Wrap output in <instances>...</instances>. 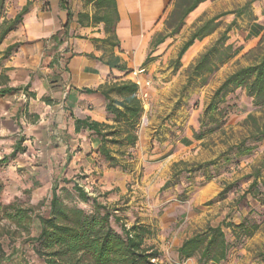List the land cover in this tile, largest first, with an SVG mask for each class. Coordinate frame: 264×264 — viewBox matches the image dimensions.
Segmentation results:
<instances>
[{
    "label": "rangeland",
    "instance_id": "374dc122",
    "mask_svg": "<svg viewBox=\"0 0 264 264\" xmlns=\"http://www.w3.org/2000/svg\"><path fill=\"white\" fill-rule=\"evenodd\" d=\"M220 12L223 11L215 12L211 7L199 19L187 23L184 32L175 41H181L187 32L190 33L189 38L196 26ZM233 18L232 15L224 17L221 27L204 39L208 43L206 49ZM248 20V15L237 20V25L229 33V42L239 46L247 37ZM251 49L242 45L230 61L209 76L205 85H191L187 89L183 87L192 63L176 73L169 70L174 67L176 58L167 61L169 67L166 70L150 77L152 84L147 89L148 98L143 102L144 114L138 134L148 125L144 115L145 110L152 106L151 98L158 100L152 114L157 122L156 131L142 144L138 135L137 144L125 148V156L117 155L122 164L117 167L110 166L97 153L95 158L99 169L93 171V161H88L91 168L85 166V162V165H80V157L77 158L76 154L79 150H74L73 146L67 153L59 149L57 142L52 141L57 137L59 123H53L48 119L49 114L44 112L42 115L40 107L31 105V96L18 93L0 99V158L9 157L8 163L0 170L1 204L14 203L27 210L31 216L30 234L36 235V215L47 212L55 183L60 181V186H64L62 179L78 182L90 196L117 213L128 226L136 221L150 225L153 234L146 242L162 252L161 264H199L196 258L179 260L177 248L185 238L208 225L223 222L238 224L247 218L263 222L264 227V204L247 193L255 170L264 160V141L249 156L240 157L237 161L233 159L229 163L219 160L217 165L198 170L207 162L219 159L229 147L248 135L251 122H246V118L249 114L257 117L262 114L261 109L253 106L245 91L238 90L229 97L233 108L220 127L208 132L214 125L200 124L203 112L221 82L237 68L251 63V57L246 55ZM179 51L180 48L176 50V56ZM5 59V56H0V67H3ZM147 116L150 118L149 114ZM199 132L206 133L198 139L195 135ZM19 140L24 150L18 151L14 158L10 157ZM111 148L116 151L120 147L113 145ZM167 182L170 185L164 187ZM226 187L231 188L224 198H220L219 194ZM66 196L70 205L76 203L92 211L90 204ZM225 231L230 238L232 230L226 228ZM27 238L28 232L23 227L4 216L0 221V241L6 257L1 264H20L24 262L23 258L35 260ZM14 245L23 251L10 260L8 256ZM263 248L264 233L260 230L231 249L229 258L221 264H261Z\"/></svg>",
    "mask_w": 264,
    "mask_h": 264
},
{
    "label": "trees",
    "instance_id": "16d2710c",
    "mask_svg": "<svg viewBox=\"0 0 264 264\" xmlns=\"http://www.w3.org/2000/svg\"><path fill=\"white\" fill-rule=\"evenodd\" d=\"M95 2L97 12L94 15L96 22L105 23V31L109 37L104 41L116 38V26L119 15L116 0H90ZM208 0H174L173 9L165 21V32L155 36L151 44L145 64L153 60L152 53L166 39L176 36L184 27L186 19L201 3ZM257 0H247L242 6L220 12L196 26L187 41L184 42L177 58L174 60V70L181 67V59L186 51L196 42L202 41L212 35L223 24L222 19L232 15L233 20L226 24L217 40L209 46L198 59L192 63L187 71V82L183 89L191 85H205L209 76L216 72L220 66L230 60L240 51V47L229 42V33L237 25L240 17L248 15L249 24L255 17L252 12V4ZM6 0H0V44L4 38L13 30L17 29L29 11L25 6L14 18L5 16ZM22 43H15L5 49L4 55L9 56L15 52ZM252 61L246 66L237 68L229 74L214 91L210 102L207 104L202 118L201 126L214 125L207 131L212 132L220 127L224 118L233 108L229 97L238 90H244L247 97L252 101L254 107L261 109V116L249 114L246 122H251V128L246 137L239 143L232 145L219 159L207 162L198 170L214 166L223 160L229 163L243 156H249L256 150L258 144L264 141V33L255 48L247 54ZM109 61L112 67L125 69L118 64ZM131 72L128 70L127 73ZM8 77L0 74V99L23 93L25 96H35L28 92V86L12 87L8 85ZM88 93H100L106 101V110L112 123H102L90 118L75 120V131H88L100 140L96 150L110 166H122L118 156H125V148L134 147L138 142V128L144 114V105L138 95V85L132 80L117 81L101 85L96 90L86 89ZM206 132L195 135L200 139ZM120 148L114 151L111 146ZM21 147V140L15 146L10 157H15ZM9 161L8 156L0 158V170ZM264 160L253 174L254 180L249 186L247 193L253 195L264 204V178L262 170ZM210 180V178H209ZM64 186L57 181L52 188L51 199L48 210L44 214H37L38 232L31 235L29 224L31 216L27 210L17 207L14 203L3 206L0 202V221L7 217L12 223L23 227L28 232V242L35 260L23 258L20 264H161L162 252L153 244H147V238L153 234L150 225L140 221L128 226L123 219L106 205L100 203L96 197H92L78 182L62 179ZM178 183V182H177ZM71 185V186H66ZM167 182L164 187H168ZM231 187H226L219 194L224 198ZM2 183L0 180V193ZM64 195L77 198L79 201L92 206V211L79 207L74 203L70 205ZM13 210V211H9ZM263 222L243 219L238 224L223 222L218 225H208L204 230L194 233L185 238L177 248L179 260L196 258L199 264H221L229 258L230 251L242 244L245 239L252 237L256 232L262 230ZM226 228H230L229 238ZM23 251V249H21ZM20 247L13 246L12 253L8 256L10 260L14 255L20 254ZM3 243L0 241V264L5 260L6 253L3 252ZM261 264H264V248L260 254Z\"/></svg>",
    "mask_w": 264,
    "mask_h": 264
},
{
    "label": "crops",
    "instance_id": "0c3cea01",
    "mask_svg": "<svg viewBox=\"0 0 264 264\" xmlns=\"http://www.w3.org/2000/svg\"><path fill=\"white\" fill-rule=\"evenodd\" d=\"M246 1L208 0L201 3L190 13L183 29L160 44L152 53L153 60L145 64L153 39L165 32V21L173 9L174 0H116L119 19L116 38L110 41H104L109 37L105 23L94 20L97 12L94 1L6 0V18H14L25 6L29 11L21 25L0 44V56H5L8 46L22 43L15 52L5 56L0 74L8 77L9 86H28V92L35 93L34 97L31 96V105H37L42 109V115L49 114L48 119L59 123L57 137L52 138L59 149L67 153L73 146L74 150H79L76 154L77 158L80 157V165H85V162V166L91 168L88 161H93V171L98 170L95 157L100 140L88 131L76 132L75 120L112 121L109 120L105 98L100 93L85 90H96L101 85L117 81L138 79L144 82L150 79L153 74L157 75L169 67L167 61L177 58L176 50L181 49L190 33L187 32L181 41L175 39L184 32L187 23H193L211 7L215 12L234 10ZM252 12L255 20L249 25L247 37L239 43L241 49L242 45L247 49L253 48L264 33V0L255 1ZM207 46L204 39L196 41L183 55L176 73L194 63ZM115 58L125 69L108 64L109 61L114 63ZM139 68H145L146 73L135 78L132 72ZM128 70L131 72L127 73ZM169 70L175 71L174 67ZM151 99L152 106L145 110L144 115L148 125L138 134L141 144L144 139H150L157 128L152 114L158 100ZM136 151L140 157L138 148Z\"/></svg>",
    "mask_w": 264,
    "mask_h": 264
},
{
    "label": "built area",
    "instance_id": "2783aa9c",
    "mask_svg": "<svg viewBox=\"0 0 264 264\" xmlns=\"http://www.w3.org/2000/svg\"><path fill=\"white\" fill-rule=\"evenodd\" d=\"M133 76L136 78L138 77L140 74L146 73V69L145 68H139L137 70H133ZM134 82H136V84L138 85V95L139 98L141 99L142 103L144 102V100L146 98H148V91L147 89L151 86L152 84V80L151 79H147L144 82L139 81L138 79L134 80ZM146 89V90H144ZM142 122L144 123V120L142 119Z\"/></svg>",
    "mask_w": 264,
    "mask_h": 264
}]
</instances>
